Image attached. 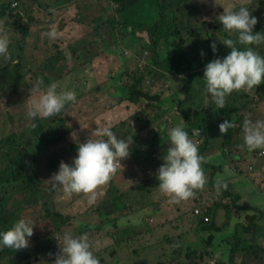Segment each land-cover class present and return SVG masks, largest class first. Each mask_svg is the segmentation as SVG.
<instances>
[{
    "label": "rangeland",
    "instance_id": "rangeland-1",
    "mask_svg": "<svg viewBox=\"0 0 264 264\" xmlns=\"http://www.w3.org/2000/svg\"><path fill=\"white\" fill-rule=\"evenodd\" d=\"M15 2H19L18 8L20 10L25 9L27 12L34 10L37 14V22L31 28L32 35L27 41L24 58L26 64L23 71L26 73L25 81H29V83L25 84V81H22L17 90L6 89L0 92V139L14 130L21 131L25 129L32 122L26 117V111L28 101L36 95L31 88L32 83L37 78L38 74L36 75V73L43 71L40 60L60 49H64L66 54L69 50V44H76L84 36V33L94 28L93 19L99 17V15L103 17L99 34L110 36L111 30L108 23L104 21L114 18L116 16L115 9L119 6L118 3L110 0H0V5L7 4L8 6L13 5ZM127 2L130 8L128 21H132V13L138 15L136 23H150L156 17L157 12L154 10L153 0H127ZM188 2L197 11L191 13L193 23H202L203 20H206L207 23H213L218 20L221 10H225L229 6L241 5L249 8L251 15L261 17L264 23V4H255L254 0H189ZM12 25L13 20L9 16H0V33H6L10 40L12 38ZM49 28H55L58 33L54 40L42 35ZM204 28L207 29L205 24ZM261 29H264V27ZM116 31L118 32L117 29ZM93 32L98 34L95 30ZM116 35L120 36L118 33ZM76 38L79 39L72 43L71 41ZM132 38V36H129L119 42L120 56L116 52L113 59L115 62L121 61L117 62L116 66L108 68L107 73L111 70L121 72L122 59L126 58L127 60L130 58L126 54L127 48L123 49V47L133 45L132 47L136 48L138 52L146 49L144 41L139 40L137 37L138 41H133ZM13 41L16 42V40ZM197 41L203 46L205 36L198 37ZM52 44L56 45L49 47ZM263 46L264 42L259 44L256 50L259 52L260 47ZM117 47H115L116 50ZM91 48L96 54L98 51L97 42L92 44ZM148 52L151 55L149 50ZM4 58V56H0V60ZM69 61L71 67L78 65V60L75 58H70ZM95 67L93 66L94 71ZM146 68L154 69L158 67L149 61ZM147 69L146 74L148 73ZM80 72L81 76L75 75L76 84L81 88L92 89L91 92L84 94L88 90L76 89L78 91L76 105L65 108L60 114L64 117V123L67 125V137L57 145L47 146L48 148L42 154L39 162L32 163L29 166V171L34 174H41L47 185H50L52 158L59 156L65 160L66 165H70L72 157L75 156L73 149L74 145H77V141L84 142L91 133L95 138V130L104 126L111 128L122 126L119 134L132 136L131 151L134 147L140 145L146 149L147 155H142L139 159H135L136 161L130 156L122 159V165L117 166V170L111 179L106 184L98 185L94 189L95 200L92 204L87 202L89 194L73 193L65 195L62 190L55 191L53 197L49 199L51 208L73 217L72 224L63 228L62 231L55 230L48 215L41 218L40 215L46 207L42 202L31 206L23 204L25 218L33 221L32 229L39 228L43 242L53 240L54 245L46 249L42 244L38 246V243L31 239L27 248L18 251L15 260L19 264H53L56 255L59 253V243L65 231H71L73 234L86 233L90 245L93 246L94 244L96 248L93 252L100 258L101 264H170L177 257L176 248L178 250L183 248L180 252L182 261L185 257L184 253L188 250L186 245H191V250L197 245L199 247L197 251H200L205 246L206 235L195 233L194 220L199 213V209L202 211L203 200H200V197L195 199L194 195L197 193L194 192V195L188 198L187 202L180 201L177 204L172 202L167 195L159 190L158 186H154L152 183L155 179L154 173L163 162V153L166 151L168 143H170L168 137L162 138L161 142L153 138L156 137L155 133L159 131L162 122L167 123L166 127L174 126L171 118L174 108L167 104L159 105L158 101L163 97H172L170 95L173 90V81H169L168 78L174 77L166 75V78H162L157 73L148 74L144 81V88L151 95H158L159 97L153 100H141L139 103H132L127 100L119 102V94L116 91L114 80H103L96 76L88 79L82 74V71ZM97 73L99 75L106 73V68L103 70L98 69ZM128 74L129 72L126 71L121 72L120 80L123 84L130 81ZM91 82L92 85H90ZM65 85H68V83L65 82ZM202 86L204 87V83ZM68 89L72 88L69 87ZM230 94L234 95V105L241 102L249 104V107L245 109L247 118L251 120L264 119V100L259 98L256 87L247 91L243 89L233 90ZM208 102L207 93L204 91L202 103L208 107ZM137 111H144L148 118L154 119V127L145 122L147 119L136 121L134 115ZM43 119L49 121L53 118ZM116 131L118 133V130ZM72 132L76 133V139L71 136ZM159 134L162 137L163 132H159ZM228 134L230 135L228 139L230 144L226 145V151L225 149L218 151L227 153L231 150L241 156L240 170L236 172L239 177L234 180L233 185L228 184V187L230 190L233 188L234 191H231L234 193H243L242 200L244 202L241 200L238 203L245 205L246 208L236 209L232 206L233 210L231 212L218 209V216L215 221L221 227L213 229L212 232L214 243L216 242L219 245L218 254L222 246H225V243L222 244V239H225L226 236H247L248 232L245 225L251 223V219L247 218V215L255 216L251 223L252 228L264 227V217L261 216L262 212L264 213V184H262L264 183V155L259 154L261 149H255L251 154L247 152L246 147L243 146L241 126L238 128L235 125ZM192 139L196 144L198 143L197 139ZM215 146L217 145L215 144ZM131 151L130 154H132ZM204 155L210 160L215 156L210 153L209 148ZM221 164H223V161ZM249 165H253V168L250 169ZM255 176L258 177V180L252 179L253 188L249 179ZM146 180V187H151L149 191H144L143 186H141ZM132 185H140L141 197L137 196L133 199V195L128 197L126 201L121 199L116 206L112 207L111 212H108L109 209H107V214L101 213V211L114 204L108 199L110 194L116 191L117 194L121 193L130 189L129 187ZM247 187L249 189L244 193L242 189ZM18 196L20 197V195ZM203 196L205 198L216 197L208 189L203 192ZM194 205H199V209ZM101 208H104V210L99 211ZM110 232L119 238L118 243L110 235ZM183 234L187 236L183 237ZM255 238H257L256 243L264 248V229H261ZM253 241L255 242V240ZM26 254H29L30 257H25ZM190 254L187 262L190 260ZM239 258L241 261V257ZM5 263L10 264L9 261ZM246 264H264V251H260L259 259L248 260Z\"/></svg>",
    "mask_w": 264,
    "mask_h": 264
},
{
    "label": "trees",
    "instance_id": "trees-1",
    "mask_svg": "<svg viewBox=\"0 0 264 264\" xmlns=\"http://www.w3.org/2000/svg\"><path fill=\"white\" fill-rule=\"evenodd\" d=\"M110 1L118 3L119 6L115 9L116 16L104 21L108 23V27L111 30L109 38L103 39V36L99 34V28L103 23L101 22L103 17L99 15V17L93 19L94 28L84 33V36L76 44H69V50L66 54L64 49H60L41 59L40 64L43 71L40 73L37 72V77H42L45 84L49 81H55L58 83V90L72 91L77 97L78 91H76V89H88L81 88L76 84L75 75L81 76L80 71H82V74L88 79L96 76L93 70V63L99 55H105L107 57L106 53L116 55L117 52L118 56H120L121 50L118 49L120 47L119 42L129 36H132V39H136L137 37L139 40L145 42L144 47L151 52L150 61L161 71L147 69L146 65L140 66L141 58L138 55H129L130 58L127 60L123 58L121 64V72H129V82L126 84L121 82V72L119 71L112 72L111 70L107 73L109 66L114 67L112 62L108 65V60L105 63V68L107 67L106 73H102L101 75L97 73L98 76L96 77L103 80H114L116 83V91L119 94V102L127 100L132 103H139L141 100H153L159 97L158 95H151L149 91L144 88V81L148 74L157 73L160 77L166 78L165 75H168V73L172 76L180 72L183 73L184 78L183 82L180 84L181 87L179 86V88L176 89V92L179 93L170 102L166 100V97L159 99L158 104H167L175 109H173L171 113L172 122H174V125L180 123L184 125L185 129L188 131L189 137L198 140L197 145L199 153L206 158L204 154H206L208 148H211L210 145L213 144V142L217 143L218 139L225 136L232 128H229L225 133H220L218 128L220 122L227 119L230 120L232 124H236L237 127V125H242V121L245 117H248L245 113V109L249 107V104L241 102L234 105L233 102L235 99L232 94L226 97L225 107L222 109H215V106L211 103L209 94H207L209 100L208 107L206 104L202 103L204 94V87L202 86L204 83L202 78L204 65L217 56H225L228 49L221 41L225 38H232L235 40L236 33L226 32L222 28L219 19L215 20L213 23H207L206 20H203L202 23H193L191 13L197 11L192 4H189V0H153V7L157 13L155 14L156 17L154 20L150 23H136L138 15L132 12L133 19L132 21H128L127 17L130 15V8L128 7L127 0ZM15 3H17V6H14V4L8 6L7 4L0 5V16H9V18L13 20L12 38L9 44L10 55L0 60V92L6 89L17 90L22 81H25L26 73L23 69L26 64L24 61L26 44L32 35L31 28L33 24L37 22V14L34 10L31 12H27L25 9L20 10L18 8L19 2ZM254 3L264 4V0H254ZM256 18L259 19L254 25L253 31H261L264 33V29H261L264 27L263 19L261 17ZM204 24L207 26V29L204 28ZM93 30L99 35L94 32L92 33ZM117 33L120 36H117ZM200 36H205V43L202 44L203 46L197 41ZM78 39L79 38H76L71 42L74 43ZM190 39H192V41H190ZM13 40H16V42ZM213 41L216 43L215 53H213L210 47ZM96 42L98 51L95 54L91 46ZM55 45L56 44H52L49 47ZM132 46L128 49H132ZM257 46L258 45H254L253 47L256 49ZM115 47H117V50ZM237 47L243 48L245 45L238 44ZM132 50L137 51L136 48ZM201 50H203V55H201ZM259 54L264 55V46L260 47ZM70 58L77 59L78 65L71 67ZM112 58H114V56H112ZM103 65V63L99 64L101 70H103ZM146 69L148 71L147 74ZM66 70L67 72L65 73ZM65 82H67L68 85H65ZM27 83H29V81H25V84ZM90 85H92V82ZM69 87L72 89H68ZM254 87L257 88L259 98L264 100V82ZM91 90L92 89L86 91L84 94L90 93ZM69 106H66V108ZM134 116L136 121L147 119L145 122L150 123L154 127L153 123L155 120L148 118L144 114V111H137ZM64 121L65 119L61 115L49 121H45L43 118H37V127L32 128L30 123L25 129L21 131L14 130L9 135L0 139V229H6L18 218H25L23 204L31 206L41 202L46 206L44 212L40 215L41 218L48 215L56 231H62L63 228L72 224V216L60 210L56 211L50 206L49 199L53 197V193L55 192L52 190L51 181L49 180L50 185H47L45 180L41 177V174L31 173L28 169L32 163L39 162L42 154L48 148L47 146L57 145L62 139L67 137L68 130ZM161 125L167 126V123L162 122L159 131L155 133L156 137L153 139L158 142H161L162 138L167 137L165 131L161 130ZM194 128L200 129L199 135L193 136L192 129ZM111 129L120 138L128 137L127 134H119L122 130V126L113 127ZM116 130H118V133ZM159 132H163L162 137H160ZM227 144H230V141H225L222 149H224V146ZM217 145L221 146L222 143H217ZM76 147L77 145H74L73 151L75 155ZM246 150L249 154L255 151H249L247 148ZM131 153L133 156L132 154L129 156L134 161H136L135 159H139L142 155H147L146 149L142 148L140 145L134 147ZM60 162L65 163V160L59 156L52 158L50 170L52 175L57 171ZM224 167V164L212 163L207 158L203 164L208 183L205 184L202 189L194 190V192L197 193L194 195L195 199H199L198 197H200V200H203L202 211L199 209V205H194L199 209V213L194 220V229L195 233L206 235V243L200 251L196 249L191 250V245L187 246L188 250L185 252V256L189 258L188 255L190 253L192 254H190L189 262L183 259L184 263L179 260L181 250L176 248V264H246L248 260L254 261L259 259L260 251H264V248L256 243L257 240L253 236L231 235L222 239V244L225 243L226 247L222 246L220 253H217L219 245L216 242L214 243L215 240L212 232L213 229L221 227L217 221H215L218 216V211L224 209L225 212L227 210L231 212V210H233L232 206L236 209L246 208L245 205L238 203L242 200L244 196L243 193H234L231 191L233 188L230 190L228 187V184L233 185L234 180H237L239 176H234L232 174L224 175ZM220 174L226 181V187L218 190L215 185ZM146 182L147 180L144 181L141 186H143L144 191H149L151 187H146ZM152 183L154 186H157L158 181L156 178ZM129 188L130 189L124 190L118 194L117 191L110 194L108 199L114 204L105 210L101 208L99 211L104 210L101 211V213L107 214L106 210L109 209L108 212H111L112 207L116 206L121 199L126 201L128 197L133 195V199L137 196H142L140 195V185H132ZM207 189L212 192L214 196L216 195V197L214 198L211 196L205 198L203 192ZM248 189L249 187L242 189V191L246 193ZM18 195H20V197ZM182 201L187 202V199ZM242 201L244 202V200ZM261 216L264 217L263 212ZM254 217L255 216L251 214L247 215V218L251 219V223ZM251 223L245 225V229L248 233L252 232ZM261 229L263 230L264 227L254 231V233L258 235ZM32 231L33 235L31 239L36 241L38 246L42 244L43 247L47 249L49 246L54 245L53 240L43 242L44 240H42L43 238L40 236L39 228L36 230L32 229ZM80 234L81 233L74 235L78 236ZM110 235L115 238L118 243L119 238L111 232ZM253 240H255V242ZM195 247H197V245ZM200 247L202 246L200 245ZM91 248L93 251L96 249L94 244ZM18 251L20 250L15 251L10 247L0 248V264H6L5 262L7 261H9L10 264H19L15 260ZM25 257L30 256L26 254ZM239 257H241V261Z\"/></svg>",
    "mask_w": 264,
    "mask_h": 264
},
{
    "label": "clouds",
    "instance_id": "clouds-1",
    "mask_svg": "<svg viewBox=\"0 0 264 264\" xmlns=\"http://www.w3.org/2000/svg\"><path fill=\"white\" fill-rule=\"evenodd\" d=\"M222 28L228 33H236V39L225 38L221 42L227 47L225 56L210 60L204 65V91L210 95L215 109L225 107L226 97L233 90H245L258 86L264 82V55L253 47L264 42V33L253 31L257 18L251 15L246 6H229L218 15ZM42 35L54 40L58 33L55 28ZM10 39L6 33H0V56L8 57ZM238 44L245 47H237ZM213 53L216 52V43L210 44ZM129 55H140L132 49ZM203 55V50H201ZM150 61V55L148 56ZM36 95L28 101L26 117L31 127H37V118H54L62 113L66 106H75L76 95L72 91L58 90V83L49 81L45 84L42 77H37L32 83ZM233 127L230 120H223L218 124L219 132L225 133ZM243 146L249 151L264 150V119L251 120L245 117L242 121ZM166 131L168 147L163 153V162L157 167L154 175L158 181L159 190L167 195L172 202H180L194 195V189L203 188L207 182L203 164L206 158L199 153L198 145L189 137L188 131L182 123L172 127L161 125ZM193 136L199 135L200 129H192ZM75 137L76 133L72 132ZM132 136L118 137L109 126L95 130L84 142L77 141L76 155L71 164L60 162L57 171L49 178L53 191L62 190L65 195L85 193L87 202L94 203L95 191L98 185L106 184L115 174L117 166L130 155ZM224 174H230L225 165ZM217 189L226 187L223 176L216 180ZM33 221L18 218L6 229H0V248L10 247L13 250H22L29 246ZM53 264H101L91 248L86 233L74 235L71 231L62 234L59 243V253Z\"/></svg>",
    "mask_w": 264,
    "mask_h": 264
},
{
    "label": "crops",
    "instance_id": "crops-1",
    "mask_svg": "<svg viewBox=\"0 0 264 264\" xmlns=\"http://www.w3.org/2000/svg\"><path fill=\"white\" fill-rule=\"evenodd\" d=\"M89 31V30H88ZM109 38V36L108 35H106V36H103V39H108ZM133 41H138V39H132ZM130 46H125V47H123V49L124 48H129ZM132 49H133V47H131ZM138 51V50H137ZM140 53H141V51H140ZM106 55H107V57L105 56V55H99L96 59H95V62H94V67H95V75L96 76H98V74H97V71H98V69H100L99 68V64H101V63H103L104 65H103V69H105V63H106V61L108 60V65H109V63L110 62H112L114 65L113 66H116L117 65V62H115V60L112 58V56H114L113 54H110V53H106ZM121 61V60H120ZM112 66H109V68H111ZM107 68V67H106ZM154 70H158V71H161L159 68H154ZM112 72H114V71H112ZM168 75L170 76V77H174V78H168L169 79V81H173L172 82V86H173V90H172V93H171V95L170 96H172V97H169L168 96V94H167V96L168 97H166V100H168L169 102L179 93H177L176 92V89H178L179 87L178 86H180V84L183 82V78L184 77H182V76H184V74H181V72L179 73V74H175L174 76H172V75H170L169 73H168ZM166 76V75H165ZM236 124H233V127H232V129L234 128V126H235ZM238 126V125H237ZM240 126H238V128H239ZM231 133H232V131H231ZM230 138V135L227 133L225 136H223V137H220L219 139H218V141H217V143H222V145L221 146H218L217 145V143H216V145L217 146H215V143H214V145L213 144H211L210 146H211V148H209V151H210V153H213V155H215V156H213L212 158H211V160L210 159H208L209 161H211L212 163H221L222 161H223V164H224V166L225 165H227V167L229 168V170H230V174H232V175H234V176H239V174H237L236 172H239V170H240V165H239V162H240V154L239 153H233L231 150H230V152L228 151L227 153H220V151H218V150H222V147H223V145H224V142L225 141H227L228 139ZM225 147L226 146H224V149H225ZM221 148V149H220ZM225 151H226V149H225ZM214 158V159H213ZM215 160H217V161H215ZM224 161H226V162H224ZM233 166V167H232ZM252 179H255V180H258V177L257 176H255L254 178H250L249 180H250V182H251V186H253V188H254V185H253V183H252ZM262 184H264V183H262ZM195 222V221H194ZM259 228L260 227H253L252 228V232L249 234V233H247V236H253V237H256L257 236V233H254V231H256V230H259ZM263 228V227H262ZM187 236V235H186ZM186 236H183V237H186ZM256 240H257V238H255ZM186 246H189V245H186ZM191 248V247H190ZM199 247H195L194 249H198ZM183 249V248H182ZM181 249V250H182ZM193 249V248H192ZM184 255H185V253H184ZM182 256H180V258H179V260H180V262H183L184 263V261H181L182 259ZM183 259H186L187 260V257L185 256V257H183ZM178 260V261H179ZM176 262H177V260L175 259L173 262H171L170 264H176Z\"/></svg>",
    "mask_w": 264,
    "mask_h": 264
},
{
    "label": "built area",
    "instance_id": "built-area-1",
    "mask_svg": "<svg viewBox=\"0 0 264 264\" xmlns=\"http://www.w3.org/2000/svg\"><path fill=\"white\" fill-rule=\"evenodd\" d=\"M14 6H17V3H14ZM126 54H130L129 50L126 51ZM148 56H149V52L147 50H145L143 54L140 55V58H141L140 66L148 64L149 62ZM259 154L264 155V150H260ZM249 168L252 169L253 165H249Z\"/></svg>",
    "mask_w": 264,
    "mask_h": 264
}]
</instances>
